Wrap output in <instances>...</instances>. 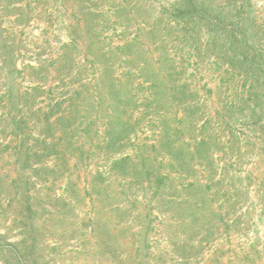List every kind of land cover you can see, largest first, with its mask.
Segmentation results:
<instances>
[{
    "label": "rangeland",
    "instance_id": "1",
    "mask_svg": "<svg viewBox=\"0 0 264 264\" xmlns=\"http://www.w3.org/2000/svg\"><path fill=\"white\" fill-rule=\"evenodd\" d=\"M0 264H264V0H0Z\"/></svg>",
    "mask_w": 264,
    "mask_h": 264
}]
</instances>
